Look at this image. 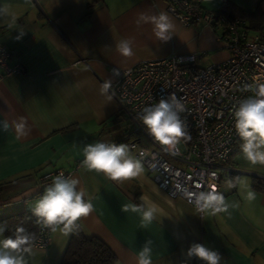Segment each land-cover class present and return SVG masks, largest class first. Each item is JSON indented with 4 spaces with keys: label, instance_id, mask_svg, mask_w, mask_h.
<instances>
[{
    "label": "crops",
    "instance_id": "1",
    "mask_svg": "<svg viewBox=\"0 0 264 264\" xmlns=\"http://www.w3.org/2000/svg\"><path fill=\"white\" fill-rule=\"evenodd\" d=\"M224 1L201 4L219 12ZM229 1L253 10L264 0ZM0 9V43L10 51L9 65L22 67L0 77V219L31 211L39 199L40 178L63 168L94 206L74 230L103 241L116 257L114 264H137L147 240L152 241V264H204L187 256L194 243L217 250L220 264H264V166L246 161L240 147L223 165L217 190L229 208L216 214L199 213L183 199L169 197L145 168L141 176L118 182L82 166L86 145L126 144L121 140L124 118L115 117L116 101L100 93L106 80L114 81L113 69L170 53H195L200 67L225 61L229 51L218 38L219 28L203 22L184 25L167 11L165 0H0ZM161 12L175 23L167 42L155 37L150 21L139 19L140 13L151 17ZM21 31L25 34L17 40ZM129 37L134 55L126 58L116 45ZM21 123L25 127L18 136L15 125ZM129 154L136 157L133 150ZM229 179L237 187L228 188ZM249 190L255 199H247ZM141 196L159 209L146 227L139 214L122 211L124 204L139 205ZM72 233L52 232L47 248L33 247L32 254H25L27 264H59Z\"/></svg>",
    "mask_w": 264,
    "mask_h": 264
},
{
    "label": "built area",
    "instance_id": "2",
    "mask_svg": "<svg viewBox=\"0 0 264 264\" xmlns=\"http://www.w3.org/2000/svg\"><path fill=\"white\" fill-rule=\"evenodd\" d=\"M165 2L167 11L184 25L203 22L219 28L218 38L229 51L228 59L200 67L195 65V53H170L130 67L114 68L115 79L109 92L118 112L130 124L121 140L141 159L162 191L192 204L179 188L218 190L223 165L231 158L240 137L235 128V111L245 99L255 96L252 88L264 83V28L253 32L243 17L208 10L201 0ZM9 57V49L0 43V77L22 70L18 63L9 65ZM172 94L184 106L179 116L190 138L181 139L178 150L166 151L153 140L139 117L143 108L162 98L169 100ZM60 174L69 178L70 172L55 168L40 178L39 198ZM51 241V230L38 224L33 247L45 249Z\"/></svg>",
    "mask_w": 264,
    "mask_h": 264
},
{
    "label": "clouds",
    "instance_id": "3",
    "mask_svg": "<svg viewBox=\"0 0 264 264\" xmlns=\"http://www.w3.org/2000/svg\"><path fill=\"white\" fill-rule=\"evenodd\" d=\"M29 3L30 0H25ZM205 4L209 0H203ZM3 12V9H0ZM140 20L153 24L155 37L163 42L172 38L175 30V23L166 13L151 17L140 13ZM139 23V20L137 21ZM25 33L23 31L16 37L19 40ZM116 50L126 58L134 55L133 39L122 38L116 45ZM115 72V70H114ZM118 75V72L115 73ZM112 87L111 80H106L100 87L101 95L107 96L111 101L112 96L107 95ZM251 87V86H249ZM254 97L245 99L235 111V128L243 140L240 151L243 158L252 165L264 166V83L257 84L252 88ZM143 115L139 117L146 125L153 140L164 147L166 151L178 150L181 139L187 140L188 136L185 125L180 119L179 113L184 111V106L174 94L169 100L160 99L159 103L143 108ZM23 121L24 118L20 117ZM25 124H16L15 130L21 135ZM84 159L82 166L88 171L103 173L113 181L122 182L137 178L144 173V166L141 159L129 154L127 144L96 142L88 144L83 148ZM239 183L246 185L245 180L235 178ZM78 180L66 178L63 174L53 179L51 187H48L44 194L31 207V211L37 217V223L51 232H57L58 228L64 235L73 232L76 223L81 218L88 217L94 210L91 201L86 200V193L78 189ZM228 188L237 187L232 179L227 181ZM199 187V185H197ZM182 195L192 204L199 213L210 211L212 214L226 212L229 205L225 202L222 193L213 190L191 191L179 188ZM247 199H255V192L249 190ZM141 203L122 205L123 212L139 214L142 219V226L151 224L159 212L157 205L148 197L141 196ZM62 226V227H58ZM5 227L0 225V236H3ZM35 234L28 233L22 226H18L15 236L0 238V264H27L25 254H32ZM152 241L147 240L136 255L137 264H152ZM189 258L196 257L204 264H220L222 259L220 253L205 244L194 243L187 250Z\"/></svg>",
    "mask_w": 264,
    "mask_h": 264
},
{
    "label": "trees",
    "instance_id": "4",
    "mask_svg": "<svg viewBox=\"0 0 264 264\" xmlns=\"http://www.w3.org/2000/svg\"><path fill=\"white\" fill-rule=\"evenodd\" d=\"M219 12L230 16L232 14L242 15V17L248 19V27L257 30L264 22V1H260L253 10H242L235 7L232 1L225 0ZM115 117L119 120L122 119V112H117ZM239 141L236 143L235 150L240 147L241 142ZM0 225L5 227L4 237H14L18 226H22L26 232L35 235L38 229L37 217L29 210H23L1 218ZM115 261L114 253L103 241L93 236L86 237L76 228L68 241L59 264H114Z\"/></svg>",
    "mask_w": 264,
    "mask_h": 264
},
{
    "label": "rangeland",
    "instance_id": "5",
    "mask_svg": "<svg viewBox=\"0 0 264 264\" xmlns=\"http://www.w3.org/2000/svg\"><path fill=\"white\" fill-rule=\"evenodd\" d=\"M121 126H122V129L123 130H127V132L130 130V124H128L127 122H126V120H123L122 121V123H121ZM123 130H121V135H122V133H123ZM137 135H130V138H135ZM144 141H146V143H147V140H145V139H143ZM181 147V146H180ZM151 177H152V175H151Z\"/></svg>",
    "mask_w": 264,
    "mask_h": 264
}]
</instances>
